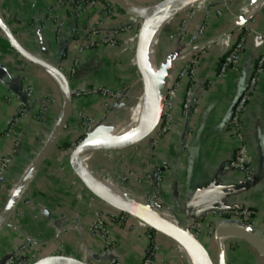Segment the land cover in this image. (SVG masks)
<instances>
[{"label":"crops","instance_id":"crops-1","mask_svg":"<svg viewBox=\"0 0 264 264\" xmlns=\"http://www.w3.org/2000/svg\"><path fill=\"white\" fill-rule=\"evenodd\" d=\"M56 1L0 0V19L30 55L66 70L77 54L78 29L88 30L102 21L109 28L126 24L130 19V14L121 9L113 15H104V19L99 8L80 18L66 13L65 26L57 40L48 16ZM126 1L146 9L161 0ZM260 1L250 0L244 5L240 0L209 2L189 22L184 42L167 38L169 34H179L180 19H169L161 24L154 62L158 70L171 60L175 62L180 53L198 49L201 66L193 84V103L197 112L182 114L184 84L176 98L172 128L155 156L149 138L125 150L97 152L90 167L94 175L115 187L116 192L144 203V194L152 192L155 186L156 166L166 162L168 169L164 173L163 203L159 213L186 227L198 223L203 228L199 238L214 260L217 259L214 235L209 236L206 229L210 224L217 228L224 223L214 219L201 220L209 211L244 208L256 211L254 233L264 243V74L250 97L245 119V135L255 165L254 179L248 183L239 172L224 169L238 147L229 126L234 105L248 85L257 58L264 55V4L244 20ZM223 5L226 7L222 16L207 17V9ZM242 22L246 27L240 30ZM243 32L248 33L249 40L241 62L237 69L221 79L218 73L223 48L218 41L231 35V41L235 43ZM134 35L129 33L125 37ZM257 35L261 37V46L256 50L253 39ZM134 56L111 47L88 49L79 56L78 71L69 78L73 92L69 124L58 146L23 191L0 231V264L26 241H31L32 250L38 252L40 258L62 254L90 264H107L109 258L100 251L102 239L89 234L88 227L97 211L113 214L115 210L91 194L75 175L69 164L71 152L68 148L81 140L80 112L96 119L99 132L114 133L121 129L127 115L128 99L135 100L139 92L131 91L130 98L113 102L109 108L102 97L75 98L74 94L92 87L119 91L131 84L139 88L141 77L139 79ZM176 76L177 68L173 63L168 87ZM27 82L31 83L38 100L16 127V134H11L9 128ZM64 107L65 93L60 82L42 67L23 59L0 30V153L14 155L11 167L0 178V215L18 182L48 143ZM130 169L136 175L130 178V183H123L122 178ZM26 200L32 201L30 207L24 206ZM21 211H24L23 217ZM135 225L137 228L130 232L124 227L109 226L112 239L118 243L115 254L121 264H142L146 242L141 237L143 229L139 224ZM223 243L227 264H264V255L243 238L228 234ZM159 244L156 264H196L188 254L182 257L169 238L161 236Z\"/></svg>","mask_w":264,"mask_h":264},{"label":"built area","instance_id":"built-area-1","mask_svg":"<svg viewBox=\"0 0 264 264\" xmlns=\"http://www.w3.org/2000/svg\"><path fill=\"white\" fill-rule=\"evenodd\" d=\"M131 3V2H130ZM132 4V3H131ZM226 5L221 7L207 9V17L216 16L220 17L225 11ZM99 8L102 10V17L113 15L120 10V8L113 2V0H57L55 4L48 11V16L53 24L54 34L57 40H60L62 29L65 26L64 16L69 13L71 16L80 18L93 9ZM194 16L189 17V20L179 22V34H169L167 36L170 41L184 42L188 36L187 26L192 21ZM143 25V19L130 15L129 22L126 24H118L113 27H105L104 21L98 25L89 28L88 30L78 29L76 32L77 54L71 61L68 70L60 67L59 69L66 74L69 78L76 75L80 58L88 49H97L103 47H111L115 49H123V51L135 55L137 48V38L139 31ZM245 24L240 25V30L245 28ZM203 30V28L201 29ZM249 30V29H248ZM129 33L135 35L126 38ZM261 37L259 35L254 37V47L259 49L261 46ZM231 35H227L222 40L218 41L221 44L223 51L221 54V62L218 76L224 79L228 73L238 68L242 56L246 50V44L249 40L248 33L243 32L238 36L237 42L231 41ZM190 55V57H189ZM177 68V76L171 86L168 87L166 98L161 118V123L157 131L150 137V148L152 154L155 156L162 143L164 137L170 132L175 120V103L178 92L184 84H186V91L184 102L182 106V114L186 115L190 111L197 112V108L193 103V84L201 66V59L198 56V49H191L184 53H180L174 62ZM264 74V55L257 58L254 66L253 73L249 78L248 85L239 95L231 115L229 122L230 133L232 138L238 143V147L233 153L232 157L225 163V170H232L239 172L248 183H251L255 175V165L249 152V145L245 135L246 126V112L249 104L250 97L257 90L258 83L261 76ZM140 79V77H139ZM26 81V80H25ZM131 84H128L122 90L112 91L105 87H92L80 90L74 94L75 98H84L90 96H99L106 101V107L109 108L110 104L119 100L130 98ZM38 99L35 96L34 88L30 82L27 85L20 97L15 116L12 120L9 132L16 134V127L29 115ZM129 101V99H128ZM81 140L96 131V119L88 116L84 112L79 113ZM79 142V143H80ZM79 143L72 144L68 151L72 152ZM16 144L18 142L16 141ZM14 155H3L0 153V178L11 167ZM168 169L166 162L156 166L154 171L153 181L155 183L152 192L144 194L147 206L157 212L163 203L162 190L164 188V173ZM136 174L133 170H128L122 178L123 183H130V178ZM32 205L31 200L24 202L25 207ZM20 216H24V211L20 212ZM258 214L250 208H244L238 211H218L212 210L204 214L201 220H219L224 224H237L245 229L254 231L257 226ZM135 224L143 229L141 232L142 239L145 243V251L143 254L142 264H156L159 259L160 244L159 239L162 234L154 231L145 223L134 218L133 216L115 211L113 214L97 211L95 217L88 227V232L91 235L99 236L102 239L100 247L101 254L108 257L107 264H121L120 259L115 254L118 243L112 239L110 225L126 228L127 231H133L136 227ZM137 228V227H136ZM188 229L197 237L202 235L203 228L198 224H192ZM209 236H213L216 230L213 224L206 229ZM173 242V241H172ZM175 250L182 256H186L187 252L179 244L173 242ZM31 241H26L10 256L4 259L2 264H32L40 259L38 252L32 250Z\"/></svg>","mask_w":264,"mask_h":264},{"label":"water","instance_id":"water-1","mask_svg":"<svg viewBox=\"0 0 264 264\" xmlns=\"http://www.w3.org/2000/svg\"><path fill=\"white\" fill-rule=\"evenodd\" d=\"M194 0H161L154 6L141 9L126 0H113V2L124 12L143 19V25L137 38L135 52V66L141 77L143 86V98L147 99L150 107V117L143 128L139 131H130L118 137L114 133H101L96 130L86 136L77 147L71 152L69 164L75 175L83 183L86 189L98 198L101 202L113 210L129 214L145 223L154 231L179 244L197 264H227L226 250L223 243V235L234 234L243 238L260 253L264 255V243L255 235L254 231L243 228L237 224H223L218 226L214 232V244L217 250V259L214 260L212 253L204 242L195 236L188 227L173 222L162 216L159 212L149 208L146 202H136L124 196L117 195L105 188L102 181L93 174L83 161L89 151L116 152L139 145L149 139L159 128L168 89L169 77L172 72L174 60L169 61L161 70H158L155 63L148 59V45L153 33L158 27L169 20L185 5ZM0 30L3 32L10 46L26 61L36 64L52 76L62 85L65 93V107L53 134L40 155L27 169L17 186L11 193L9 200L0 215V231L6 225L17 201L22 196L34 175L40 167L51 156L64 131L66 130L73 108V92L70 81L54 64L30 55L19 44L16 37L0 19ZM121 101V100H119ZM32 264H90L80 258L69 255H49L41 257Z\"/></svg>","mask_w":264,"mask_h":264},{"label":"bare ground","instance_id":"bare-ground-1","mask_svg":"<svg viewBox=\"0 0 264 264\" xmlns=\"http://www.w3.org/2000/svg\"><path fill=\"white\" fill-rule=\"evenodd\" d=\"M263 4H264V0H261L258 3V5L256 6V8L250 14H248L247 17L244 18V20L250 18L259 9H261V7H262ZM160 27L161 26H159L158 29L153 33V35H152V37H151V39L149 41V45H148V59H149L150 63L153 64V65H154V62H155L156 47H157V43H158L159 29H160ZM149 117H150V107H149V104L147 102V99H145V97L144 98L142 97L138 101L137 110L135 112H132V113H129L128 114V116H127V119H128L127 120V123L123 127H121L120 130H117L115 132V134L118 137H120V136H123V135H125L126 133H128L130 131H139L146 124V122L148 121ZM93 158H94V153L92 151H89L83 161L89 167L91 165L92 161H93ZM94 164H96V163H94ZM89 169H90V167H89ZM101 184L105 188H107L108 190H110L111 192H114L117 195H123V194H120V193L114 191L106 183L102 182ZM224 236H226V235H223L222 238H224ZM191 259L194 261L193 258H191Z\"/></svg>","mask_w":264,"mask_h":264},{"label":"rangeland","instance_id":"rangeland-1","mask_svg":"<svg viewBox=\"0 0 264 264\" xmlns=\"http://www.w3.org/2000/svg\"><path fill=\"white\" fill-rule=\"evenodd\" d=\"M211 1H214V0H197V1L194 0V1H191L190 3H188L187 5H185L182 9H180L170 19H180V21H183L185 19L186 20H189V17H192V16H194L193 17V19H194L195 16H196V14L198 13V11L201 10V9H203L205 6H207V4L209 2H211ZM240 1L244 5L245 3L249 2L250 0H240ZM242 23H244V22H242ZM139 82H141V85H140L139 88L136 87L135 85H132V87H131L132 93H133V90H137L139 92V94L137 95L138 97L134 100L135 102L131 103V99L129 100V110H128V113H127L126 117L122 121L121 127L124 126L127 123V120H128L127 119V116L129 114L130 108H131V112L130 113L135 112L137 110V107H138V101H139V99H141L143 97V86H142L141 79L139 80ZM91 165L89 167H91ZM107 185H109V184H107ZM109 187L112 188L114 191H116L115 190V187H113L111 185H109Z\"/></svg>","mask_w":264,"mask_h":264},{"label":"trees","instance_id":"trees-1","mask_svg":"<svg viewBox=\"0 0 264 264\" xmlns=\"http://www.w3.org/2000/svg\"><path fill=\"white\" fill-rule=\"evenodd\" d=\"M135 102L134 100H131V103ZM128 113V112H127Z\"/></svg>","mask_w":264,"mask_h":264}]
</instances>
